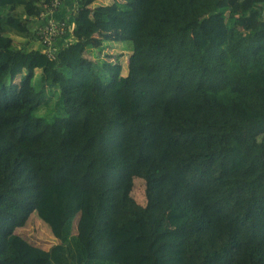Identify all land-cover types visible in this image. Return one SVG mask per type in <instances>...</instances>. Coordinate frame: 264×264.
<instances>
[{
  "label": "trees",
  "instance_id": "trees-1",
  "mask_svg": "<svg viewBox=\"0 0 264 264\" xmlns=\"http://www.w3.org/2000/svg\"><path fill=\"white\" fill-rule=\"evenodd\" d=\"M96 1L0 0V264H264V0ZM42 14L73 24L54 59Z\"/></svg>",
  "mask_w": 264,
  "mask_h": 264
},
{
  "label": "rangeland",
  "instance_id": "rangeland-1",
  "mask_svg": "<svg viewBox=\"0 0 264 264\" xmlns=\"http://www.w3.org/2000/svg\"><path fill=\"white\" fill-rule=\"evenodd\" d=\"M114 1H122V0H98L95 2L94 7L101 4H108L112 3ZM107 33L103 32L99 36L103 40V53L101 57H97V50L95 48H88L84 51V55L89 59H108L112 61L115 64H120L122 66V73L126 74L128 72V60L130 55L133 52V45L131 42V38L128 36V34L123 33L119 34L117 30L114 31H106ZM238 30L233 31V33H237ZM32 40V39H31ZM22 41L24 39L17 38L14 36V44L16 46H22ZM33 43V42H32ZM36 45L39 47L37 42L33 43V46L30 45V47H36ZM110 56V58H109ZM41 74V70H36V77L33 81L34 84L37 83V80ZM18 81V79H17ZM40 112L44 111L43 105L39 108ZM135 197L140 200V202L144 201V192H143V184L140 180L136 181V184L132 190ZM79 220V216L75 218L74 221V232H76L77 222ZM18 233L23 235L25 238H27L30 242L41 246L43 248H49L52 245H54L57 240L56 238L51 234L50 229L48 226L42 222L38 216L34 213L31 215L28 224L24 228L18 229Z\"/></svg>",
  "mask_w": 264,
  "mask_h": 264
},
{
  "label": "built area",
  "instance_id": "built-area-1",
  "mask_svg": "<svg viewBox=\"0 0 264 264\" xmlns=\"http://www.w3.org/2000/svg\"><path fill=\"white\" fill-rule=\"evenodd\" d=\"M63 0H53L52 6L49 9L51 11L59 5ZM43 19L45 20L41 25L37 26V30L42 35H39L43 42L48 45L46 49V54L54 59L59 56L60 52L64 47L68 46L69 40L73 38V24L71 23V18L66 19V21L53 19L52 17H45L46 15L42 14Z\"/></svg>",
  "mask_w": 264,
  "mask_h": 264
},
{
  "label": "crops",
  "instance_id": "crops-1",
  "mask_svg": "<svg viewBox=\"0 0 264 264\" xmlns=\"http://www.w3.org/2000/svg\"><path fill=\"white\" fill-rule=\"evenodd\" d=\"M123 1V0H122ZM75 2H74V0H65V3H64V5L62 6V12H60V14L61 15H63V13H65L64 11L66 10V11H71L70 9H72V8H74V6L76 5V3L74 4ZM53 16L54 17H57V16H60V15H58L57 13L55 14V12L53 13ZM118 32H119V34L121 33V34H123L124 32L123 31H120V30H117ZM105 33H107V32H105ZM127 34V33H126Z\"/></svg>",
  "mask_w": 264,
  "mask_h": 264
}]
</instances>
